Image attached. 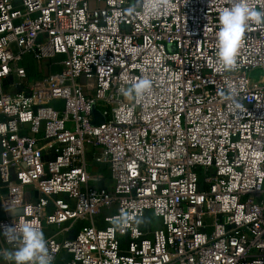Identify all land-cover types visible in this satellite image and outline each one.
<instances>
[{
	"label": "built area",
	"instance_id": "1",
	"mask_svg": "<svg viewBox=\"0 0 264 264\" xmlns=\"http://www.w3.org/2000/svg\"><path fill=\"white\" fill-rule=\"evenodd\" d=\"M232 3L0 0V232L32 222L51 264H264V23L224 68Z\"/></svg>",
	"mask_w": 264,
	"mask_h": 264
},
{
	"label": "clouds",
	"instance_id": "2",
	"mask_svg": "<svg viewBox=\"0 0 264 264\" xmlns=\"http://www.w3.org/2000/svg\"><path fill=\"white\" fill-rule=\"evenodd\" d=\"M134 9L129 8L132 12ZM219 30L216 32L218 62L226 69L234 67L240 42L250 21L264 23V11L253 9L247 0H233L230 7L219 12ZM151 88L148 78L136 80L124 91L125 96L140 97ZM236 108L242 107L239 103ZM9 242H19L18 246L6 253L14 264H51L43 232L30 221H22L18 226H6L0 232Z\"/></svg>",
	"mask_w": 264,
	"mask_h": 264
},
{
	"label": "rangeland",
	"instance_id": "3",
	"mask_svg": "<svg viewBox=\"0 0 264 264\" xmlns=\"http://www.w3.org/2000/svg\"><path fill=\"white\" fill-rule=\"evenodd\" d=\"M94 4H90V7H94ZM27 74H28V79H29V83H33V81L37 78V76H39V74L37 73H42L41 75H45L47 70V66L46 64L43 65H36L34 64V62H30L27 60ZM39 69V70H37ZM52 69H56L54 67H52ZM37 70V71H36ZM82 88H85V80L81 79L80 80ZM90 96H94V92H89L88 93ZM91 166L88 168L89 172H90V176H91V182L94 185H99L100 187H108L109 186V179H108V172L106 170V168L103 165H100L98 163L95 162H91L90 163ZM151 218V219H150ZM146 227H148L149 229L152 228H156L160 222L159 220H156L150 216H148L146 218ZM57 264H64V261L62 259L59 260V262Z\"/></svg>",
	"mask_w": 264,
	"mask_h": 264
},
{
	"label": "water",
	"instance_id": "4",
	"mask_svg": "<svg viewBox=\"0 0 264 264\" xmlns=\"http://www.w3.org/2000/svg\"><path fill=\"white\" fill-rule=\"evenodd\" d=\"M92 116H93V121H92L93 125H99L105 122V118L94 106L92 107Z\"/></svg>",
	"mask_w": 264,
	"mask_h": 264
},
{
	"label": "crops",
	"instance_id": "5",
	"mask_svg": "<svg viewBox=\"0 0 264 264\" xmlns=\"http://www.w3.org/2000/svg\"><path fill=\"white\" fill-rule=\"evenodd\" d=\"M11 262H12V264H14L13 261H11ZM0 264H7L6 260L4 259V257L1 254H0Z\"/></svg>",
	"mask_w": 264,
	"mask_h": 264
}]
</instances>
